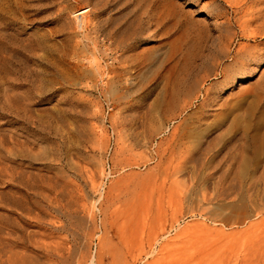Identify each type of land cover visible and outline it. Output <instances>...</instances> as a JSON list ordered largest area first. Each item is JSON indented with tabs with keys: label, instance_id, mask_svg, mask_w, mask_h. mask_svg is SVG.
<instances>
[{
	"label": "rangeland",
	"instance_id": "374dc122",
	"mask_svg": "<svg viewBox=\"0 0 264 264\" xmlns=\"http://www.w3.org/2000/svg\"><path fill=\"white\" fill-rule=\"evenodd\" d=\"M257 5L0 0V264H264Z\"/></svg>",
	"mask_w": 264,
	"mask_h": 264
},
{
	"label": "bare ground",
	"instance_id": "6f19581e",
	"mask_svg": "<svg viewBox=\"0 0 264 264\" xmlns=\"http://www.w3.org/2000/svg\"><path fill=\"white\" fill-rule=\"evenodd\" d=\"M257 1V0H256ZM243 2V1H242ZM244 2H245V0H244ZM213 3V2H212ZM237 3H238V1H237ZM236 3V4H237ZM249 3V2H248ZM250 3H252V2H250ZM253 4V3H252ZM251 4V5H252ZM235 5V4H234ZM244 5V4H243ZM243 5H242V7H243ZM254 5V4H253ZM204 6V5H203ZM206 6V5H205ZM247 6V5H246ZM234 7V6H233ZM232 7V8H233ZM249 7H251L250 6V4H249ZM257 7L258 8H254V9H250L251 10V12L249 13V14H246L247 16H248V20H246L245 22H244V27H243V29H242V33H241V36H240V39L241 40H244V41H246V43L245 44H242V45H239V48H237V50L235 51V53H234V56L232 57V59L230 60V63L227 65V66H225L223 69H222V74H223V77H221L222 78V80L221 81H219L218 82V86H220L221 88L222 87H225L226 86V84L230 81L231 82V84L233 85V82H234V80H235V78H237V79H239L240 80V82H241V80H244V78H246V77H249L250 75H252L253 73H254V71H256V69H257V67L259 66V65H262V64H264V0H259V5H257ZM204 8V7H203ZM236 8H237V5H236ZM211 10V9H210ZM209 10V11H210ZM249 10V9H248ZM234 11V10H233ZM239 11H240V9H239ZM168 12V11H167ZM211 12V11H210ZM207 14H208V16H210L209 14L210 13H208L207 12ZM212 14V13H211ZM235 14V13H234ZM246 15H244L245 17H246ZM173 16V15H172ZM211 16H213V15H211ZM240 16V15H239ZM238 16V17H239ZM237 17V18H238ZM244 17V18H245ZM242 18V17H241ZM152 20V19H151ZM239 20H241V19H239ZM234 21V20H233ZM212 22H214L215 24H216V29H218L219 30V33L220 32H225V33H227V34H231L230 32H231V30L229 31V32H227V30H228V28H229V25H230V23L229 22H219L217 19H215L214 21H212ZM236 23H237V21H236ZM238 24V23H237ZM236 24V25H237ZM253 24H258V27H256V29H255V26H253V28L255 29V30H253V31H249L248 29L253 25ZM235 27H237V26H235ZM239 27V26H238ZM241 27V26H240ZM238 29H240V28H238ZM223 35H225V34H223ZM233 36H234V34H232ZM219 37V36H218ZM225 37V36H224ZM229 38V37H228ZM220 39V38H219ZM225 39H226V37H225ZM235 39V38H234ZM221 40V39H220ZM226 41H228V40H226ZM230 41V40H229ZM251 43H253V45L251 44ZM224 44V43H223ZM229 44V43H228ZM220 46V45H219ZM223 46V45H222ZM262 46V47H261ZM227 47H228V45H227ZM218 50V49H217ZM230 51V50H229ZM230 54V53H229ZM222 56V55H221ZM226 58V57H225ZM224 58V59H225ZM219 60V59H218ZM221 62H222V59H221ZM224 65V64H223ZM263 72V71H262ZM261 75V74H260ZM233 77H235V78H233ZM261 77H263V74H262V76ZM260 77V78H261ZM262 80H261V83L262 84H264V77L263 78H261ZM229 82V83H230ZM257 82V81H256ZM260 85V84H259ZM260 89H261V91L263 92L264 91V87H261L260 86ZM210 91H212V90H210ZM261 93V92H260ZM262 94L263 93H261V96H262ZM204 101V100H203ZM4 167V166H3ZM100 199H101V195H100V197L98 198V200H97V203H99L98 201H100ZM96 202V201H95ZM94 202V203H95ZM96 203V204H97ZM36 218H34V220H35ZM113 219V218H112ZM41 220V219H40ZM37 223V222H36ZM48 227H50V226H48ZM2 240V239H1ZM155 243V242H154ZM36 244H37V242H36ZM36 244H34L35 246H36ZM41 245L43 244V243H40ZM48 243H46V245H47ZM38 245H39V242H38ZM45 245V244H44ZM42 246V247H39V249H41V252L42 251H44V254L46 253V255H51V256H54V257H56L57 259L58 258H60L58 255H57V253H54V252H52V250L49 248V247H47V246ZM50 245V244H49ZM104 245V246H103ZM4 246V245H3ZM2 246V247H3ZM6 246V245H5ZM33 246V245H32ZM34 246V247H35ZM7 247V246H6ZM8 248V247H7ZM33 248V247H32ZM38 248V246L36 247V249ZM102 248H105V250H106V252H107V255L110 257L109 258V260L113 257V255H112V248H111V244L110 243H108V242H106V243H103V240H102V244H101V250H100V253H99V255H98V257L97 258H95L94 256H91V255H89L88 257H87V261H86V263H88V264H104V259H103V257H102ZM54 249V248H53ZM58 249V248H57ZM4 250H6V251H9V249H5L4 248ZM3 250V251H4ZM38 250V249H37ZM55 250V249H54ZM58 250H61V249H58ZM56 252H57V250H55ZM5 252V251H4ZM11 252H12V250H11ZM39 252V251H38ZM9 253V252H8ZM13 253V252H12ZM16 253V252H15ZM14 253V254H15ZM58 254H59V252H58ZM0 255H1V253H0ZM8 254H6V255H4V256H7ZM61 256V255H60ZM6 258V257H5ZM3 259V258H2ZM61 259V258H60ZM44 260V259H43ZM107 260H108V258H107ZM5 261V260H4ZM8 261H16V258H15V255H13V256H11L10 257V255H9V258H8ZM46 260H44V262L43 263H45L46 264V262H45ZM63 261V260H62ZM111 261H112V259H111ZM21 262V261H20ZM2 263H4V262H2ZM1 263V264H2ZM5 263H6V261H5ZM10 263V262H9ZM18 263H19V261H18ZM29 263V262H28ZM27 263V264H28ZM112 263V262H111ZM21 264V263H20ZM38 264H41L40 262L38 263ZM50 264H54V263H51V260H50Z\"/></svg>",
	"mask_w": 264,
	"mask_h": 264
}]
</instances>
